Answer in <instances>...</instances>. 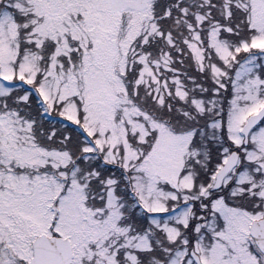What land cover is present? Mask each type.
Segmentation results:
<instances>
[{
	"label": "snow or ice",
	"instance_id": "6c2138e0",
	"mask_svg": "<svg viewBox=\"0 0 264 264\" xmlns=\"http://www.w3.org/2000/svg\"><path fill=\"white\" fill-rule=\"evenodd\" d=\"M0 264H264V0H0Z\"/></svg>",
	"mask_w": 264,
	"mask_h": 264
}]
</instances>
